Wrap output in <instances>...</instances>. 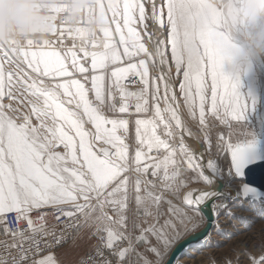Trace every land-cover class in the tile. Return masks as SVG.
<instances>
[{
	"label": "snow or ice",
	"instance_id": "snow-or-ice-1",
	"mask_svg": "<svg viewBox=\"0 0 264 264\" xmlns=\"http://www.w3.org/2000/svg\"><path fill=\"white\" fill-rule=\"evenodd\" d=\"M202 3L203 0H166L163 5L167 10L169 25L167 42L170 45L172 63L177 73L183 67V81L179 85V90L190 115L193 114V109L198 110L199 122L204 125L206 116L204 93L207 88L206 81L210 79L211 101L207 114L215 116L221 123L227 122L229 118L240 123L244 118L246 104L237 92V82L222 71L223 61L210 51L206 53V59L197 62L186 61L181 53L183 34L179 31V21L185 14L199 8ZM107 4L108 12L113 18L112 23L117 25L116 34L120 37L119 45L123 48V56L131 59L138 54L147 55L139 34L131 27L136 23L134 17L137 13L140 26L146 27L144 5L139 0H123V30L127 31L125 37L121 34L122 29L117 19L121 5L113 0H108ZM152 19L157 24L161 22L155 5ZM213 19L215 20V17ZM63 31L65 29L62 28L61 32ZM56 32L54 31L52 35ZM74 33L73 38L82 41L80 51L87 57L89 53L86 46L89 38L80 29H76ZM102 35L103 51L90 53L93 73L121 62L116 46L110 42L109 28L104 29ZM162 43L163 41H160L157 44L155 57L160 64H165L160 47ZM91 47L96 49L99 45L92 43ZM25 48L29 50H24ZM33 48L36 50H31ZM45 48L49 50H44ZM68 58L75 71L83 75L86 69L79 66L74 51L69 50L62 57L59 52L50 48L47 40L43 42L28 40L19 47L14 44L0 45V224L5 222L4 216L14 213L17 223L23 220L28 225L27 235L19 229L10 231L5 227L4 235L10 236L11 240L0 241V245H3L5 253L16 251L11 264H26L32 253L39 255L41 239L46 236H51L55 244L59 245L66 239L63 233L56 234L46 229L43 216L36 222L29 218L33 210L53 208L68 221L63 225L66 230L93 229L92 235L100 236L103 241L101 247L113 252L118 260L123 262L135 251V247L132 238L124 235L113 225H119L120 229L125 228L127 220L125 213L129 210V202L134 201L135 220H143L145 225L141 228L139 224L133 223L134 229L139 231V235L135 237V244L146 245V250L156 258L153 264H163L170 247L181 236L177 226L179 225L184 232L195 231L199 226L182 208L164 200L163 196L155 191L156 185L146 179L151 169L152 177L161 179L164 184L163 191L176 198H179L180 189L186 187L182 180L177 182L180 168L174 158V150L169 147L166 140L157 135L158 127L165 129V137L171 135L170 123L164 118L165 114L170 116L177 129L182 128L180 117L174 107L176 97L172 94L170 85L164 82L163 75L160 86L153 81L151 95L154 118L135 120L138 150L130 158L126 144L128 121L108 119L101 110L105 105L103 75L93 74L91 77L90 91L94 101L89 99V90L78 79L52 83L51 86L40 79L41 70L42 76L49 80L72 77L73 72L66 67ZM5 64L12 65V70L6 71ZM21 65H26L31 73L36 74L35 77ZM132 73L139 77L140 83L144 85V91L136 94L121 91V101L127 97H134L137 101L135 111L146 112L149 74L145 61L141 59L139 64L130 63L127 67H117L111 72V77L115 78L114 86L119 90L121 82ZM109 83L111 85V81ZM161 87L164 90L163 112L157 106L160 102L158 92ZM108 91V107L112 110L114 106L111 104V87ZM4 99H8L10 103L5 105ZM13 104L16 107H13ZM21 108H24L27 114L22 112ZM128 108L127 103H122L118 111L123 114ZM33 118L35 125L32 123ZM87 125H90V129ZM119 132H123L124 135H119ZM220 140L224 141L230 157V174H234L241 182L234 196L224 198L247 200L251 203L264 200V189L244 182L245 168L247 170L251 168H248L242 159V148L234 147L233 143L225 141L224 137H220ZM160 150L167 153L163 160L148 155ZM185 152L181 144V155ZM146 156L151 163L145 162ZM184 163L189 170L198 173L203 183L208 186L213 184V180L200 170L197 159L191 153L187 154ZM207 169L216 175L217 169L213 162L207 164ZM130 172L135 175L130 176ZM220 196L221 194L216 191L199 194L190 191L183 196L182 204L199 213L201 206L208 200ZM162 202L168 204V218L160 223L163 216L160 212ZM219 207L226 208L227 205ZM109 209L115 214V220L108 215ZM216 214L214 208L213 215ZM61 215L56 216V219L60 220ZM149 219L152 220L151 223H148ZM189 224L192 225L191 229L187 227ZM149 238L156 241V247L149 244ZM125 240L128 241V247L116 252V246ZM96 255H101L99 249ZM136 255L144 259L140 253ZM0 264L9 262L6 257L0 256ZM34 264H55V259L48 255ZM81 264L86 262L82 261ZM144 264L150 262L144 260ZM250 264H264V256L259 259L250 257Z\"/></svg>",
	"mask_w": 264,
	"mask_h": 264
},
{
	"label": "rangeland",
	"instance_id": "rangeland-1",
	"mask_svg": "<svg viewBox=\"0 0 264 264\" xmlns=\"http://www.w3.org/2000/svg\"><path fill=\"white\" fill-rule=\"evenodd\" d=\"M148 0H139L141 4L145 7V21L144 24L146 27H141L139 23V15L138 13L135 15L134 19L136 23L131 25L133 29L139 34V39L141 43L144 44L145 49L147 50V55L145 54H138L135 57H132L131 59H127L129 62H132L134 64H139V61L143 59L148 67L153 72L152 75H148V81L149 84V94H148V110L146 112H142L140 114L130 115L129 113H119L118 111V104L121 100L120 98V91L115 88V78L111 77V72L114 71V68L121 65L123 63V48L119 45V35L116 34V24L114 25L112 23V16L111 13H107L108 22H109V31L111 35L110 42L113 43L118 53L121 56V62L119 65H108L104 69H98L96 73L92 72L91 69V55L90 53L93 51H103V41L104 37L102 33L98 34V38L95 40L88 39V44L86 46V51L89 53L87 57H85L84 53L80 51V48L83 46L82 41L79 39H74L75 36L74 31H63L61 32L62 28H59L55 35H51L47 38V41L50 43V48L53 50H56L61 54L62 57H64L65 53L69 50H72L76 53L77 60L79 61V66L85 67L86 71L82 75L79 72L75 71L71 64L70 58L66 60V67L70 72H73V76L70 78H58L56 80H49L47 77L42 76V70H41V77L46 84L51 86L52 83L56 82H67L70 79H78L81 83L84 84L85 88L89 90V99L94 101V96L92 95L90 89H91V77L93 74L96 75H103L105 77V80L103 82V89H104V96H105V105L101 108L102 112L104 113L105 117L108 119H127L128 126H127V137H126V144L128 145V154L129 157L132 158L135 154V151L138 150V144L136 142V125L135 120L136 119H153L154 118V110H153V100H152V83L153 81L156 83L157 86H160L161 84V78L158 74L159 69V63L158 60L155 57V51L153 49V41L154 37L152 35L151 26L153 24L152 16L150 14V10L148 9ZM105 4H107L108 0H104ZM113 2L119 3L121 5L120 14L117 17L119 21V26L122 29V35L127 37V31L123 30V0H113ZM166 0H162V23L161 27L164 29L166 33V44L167 47L165 49L166 52V65L168 66L171 75L174 78L176 90H177V96L180 101H182L183 109H185L184 113L186 114V121H187V127L192 132V134H195L198 139H200V143L202 145H205V140L207 139V143L209 144V150L206 152V155H210L209 158L215 159L218 155V152H220L219 161L221 166V173H222V179L224 181H228L230 178V157L227 153L226 146L224 144V141L220 140V137H224V140L233 143V146L242 143V142H254L256 137L261 135L264 132V54L258 55V56H248V57H241L234 60H226L222 64V71L227 75L230 79L237 82V92L239 95L243 98L246 104V110L244 112V118L240 123H236L235 121H231L230 118L225 123H221L220 120H217L215 116L208 115L207 110L210 105L211 101V81L208 79L206 81L207 88L205 89V98L206 103L204 105V110L206 113L205 116V124L201 125L199 122V113L198 110L193 109V114L190 115L188 108L185 107V102L182 99V94L179 90V85L183 81V67L181 68V71L179 73L176 72L175 65L172 63L171 59V50L170 45L167 42V35L169 30V25L167 22V10L163 7ZM113 41V42H112ZM54 42V43H53ZM92 43H97L99 45L98 48L93 49L91 47ZM131 48V46H129ZM24 50H29L25 48ZM31 50H36V48H33ZM44 50H49V48H45ZM121 52V53H120ZM151 57V59L149 58ZM17 63H19L17 61ZM6 71L12 70V65L5 64L4 65ZM22 68L29 71V74L35 77V73H31L29 69H27L26 65H21ZM110 71V72H109ZM134 74V73H132ZM129 74V75H132ZM111 77V78H110ZM111 81V85L109 83ZM111 87V95L112 100L111 104L114 106L112 110H109L108 107V97H109V88ZM193 95H195V88L192 89ZM62 95V94H61ZM158 99L160 102L158 103V107L163 112L164 109V103H163V91L162 87L160 88V91L158 92ZM3 103L5 105H8L10 101L8 99H4ZM13 107H16L15 104L12 105ZM118 108V109H116ZM22 112H25L24 108H21ZM164 118L166 119V116L164 115ZM170 123L169 131L171 133L170 136L165 137L164 136V129L163 127H158L157 129V135L160 136L161 139L166 140L168 144H170V148L175 145L180 147L181 144H183L186 152L189 153V150L186 146V144L180 140L174 142L175 137L177 136L180 138V134L178 129L175 127V124L172 123L170 119H166ZM33 125H35V119L32 120ZM172 123V124H171ZM90 126V125H89ZM172 126V127H171ZM120 134V132L118 133ZM177 134V135H176ZM182 141V142H181ZM130 145H129V143ZM177 143V144H175ZM133 150V151H132ZM147 150V149H146ZM221 150V151H220ZM62 151V150H61ZM162 153L164 152L165 155L167 153L164 150H160ZM175 153V152H174ZM133 155V156H132ZM149 155V153H148ZM175 160L177 162L178 167L180 168V176L178 178L179 182L182 180L186 187H193L197 184H203V182L199 179V175L197 172H192V170H184L182 168L181 163L179 162L176 153H175ZM197 161L200 164V159L197 157ZM181 165V166H180ZM129 173L130 176L135 175ZM143 179V178H142ZM234 181V180H233ZM197 182V183H196ZM232 182V180H231ZM156 186L155 191L159 192L164 200L171 201L173 205L176 207L182 208L188 216L193 218V221L195 224L199 225L197 228L198 230L203 227L205 224L204 216L201 212L196 213L192 209L185 207L182 204L183 196L186 194L185 187H182L179 191L178 197L176 198L172 196L170 193L163 191L162 188H164V184ZM223 189V188H222ZM230 189V187H229ZM239 189L237 185L232 187V190H229L228 192L231 193V195H235L236 191ZM163 191V192H161ZM170 194V195H169ZM230 195V196H231ZM168 196V197H167ZM176 199V200H175ZM179 200V202H178ZM132 203V204H131ZM130 204L133 207V210L135 209L134 201H130L128 206ZM231 206H234L232 208H229L221 212L219 215L223 217H226L227 224L224 223L221 219L218 220L214 225L212 230L210 231L209 235L206 237V239L202 242V250H200L201 247H195L194 251L191 250L186 251L183 256L179 258V260L176 261L175 264H250V257L259 259L261 256H264V227L260 229H256V232H253V237L250 239H246L244 237L239 238L243 233L249 232L255 224H257L261 219L260 218H251L250 220L246 217L244 214L245 211L247 212H255L253 208H256V205L261 204V202L257 203H245L240 202L239 199H235L232 201ZM250 204V205H249ZM253 204V205H251ZM256 204V205H254ZM263 204V203H262ZM251 206L253 208H251ZM160 212L163 213V216L161 217L160 223H163V220L168 218V204L167 203H161L160 205ZM249 207V208H248ZM129 209V207H128ZM232 209V210H231ZM242 210V211H241ZM233 211V212H232ZM230 212V213H229ZM236 212V213H234ZM109 216H112L113 220L116 219L115 214L109 209L107 211ZM129 210L125 213L128 223L127 229H129V216H128ZM229 214V215H228ZM239 214V215H238ZM228 215V217H227ZM243 215L245 217H243ZM238 218V219H237ZM134 219V218H133ZM204 219V220H203ZM242 219V220H241ZM245 219V221H243ZM238 222H237V221ZM249 220V221H248ZM263 220V219H262ZM261 220V221H262ZM221 223H220V222ZM139 224L140 227H144V221L140 220H133L132 221V233H133V244L135 247V251L131 253V257L129 259H126L125 264H144V260H147L150 262V264H153L155 261V256L146 250V245L143 243L136 245L135 244V237L139 235V231L134 229L133 223ZM149 223L152 222L151 219L148 221ZM197 222V223H196ZM224 224H223V223ZM237 222V223H236ZM245 222V223H244ZM217 224V225H216ZM221 224V225H219ZM223 224V225H222ZM245 224V225H244ZM228 226V227H227ZM238 226V227H237ZM240 226H244L242 229H240ZM113 227L117 228L121 231L119 228V225H113ZM188 229L192 228V225H187ZM190 227V228H189ZM218 227V228H217ZM220 227V228H219ZM195 229V231L197 230ZM179 229V225L177 226V230ZM240 230V231H239ZM93 229L88 228H82L75 232L73 238L70 242H74L76 238L81 237L82 240L80 241L81 247H88L90 244L91 246L94 245V235H92ZM227 231V232H224ZM191 233L193 231L189 230L187 233ZM220 232V233H218ZM238 233V234H237ZM242 233V234H241ZM255 233V234H254ZM213 236V237H212ZM222 236V237H221ZM210 237V238H209ZM220 237V239H219ZM212 238V239H211ZM216 239V240H215ZM224 239V240H223ZM207 240V241H206ZM220 240V241H219ZM210 241V242H209ZM212 242V243H211ZM93 244V245H92ZM149 244H151L153 247H156V241L152 238H149ZM174 244V243H173ZM204 244V245H203ZM173 246V245H172ZM171 246V247H172ZM170 247V249H171ZM208 248V250H207ZM169 249V251H170ZM213 252H212V251ZM168 251V253H169ZM201 251V252H200ZM205 251V252H204ZM211 251V252H210ZM136 253H140L141 256L144 258L143 260L136 255ZM205 255H204V254ZM198 254V255H197ZM199 254H202L201 256ZM168 254L164 257V260ZM183 257V258H182ZM186 258L185 260H183Z\"/></svg>",
	"mask_w": 264,
	"mask_h": 264
},
{
	"label": "clouds",
	"instance_id": "clouds-1",
	"mask_svg": "<svg viewBox=\"0 0 264 264\" xmlns=\"http://www.w3.org/2000/svg\"><path fill=\"white\" fill-rule=\"evenodd\" d=\"M107 13L104 0H0V45L43 42L59 28L97 39L109 27ZM178 27L186 61L209 51L223 62L264 54V0H203Z\"/></svg>",
	"mask_w": 264,
	"mask_h": 264
},
{
	"label": "bare ground",
	"instance_id": "bare-ground-1",
	"mask_svg": "<svg viewBox=\"0 0 264 264\" xmlns=\"http://www.w3.org/2000/svg\"><path fill=\"white\" fill-rule=\"evenodd\" d=\"M147 4H148V9L150 10V14H151V16L153 15V5H155V7H156V9H157V11H158V14L160 15V18H161V22L159 23V24H157V23H155L154 21H153V24H152V26H151V30H152V35H153V37H154V41H153V49H154V51L156 52V46H157V44H159V42L160 41H163V43L162 44H160V47H161V50H162V52H163V54H164V58L166 57V52H165V49H166V47H167V44H166V33H165V31H164V29L161 27V23H162V0H148L147 1ZM153 20V19H152ZM115 25V24H114ZM113 42V41H112ZM121 53V52H120ZM121 57V56H120ZM128 58H125L124 56H123V63L121 64V65H119V66H117V67H127L130 63H132V62H129L128 60H127ZM158 63H159V61H158ZM145 65H146V68H147V70H148V74L149 75H152L153 74V72L151 71V69L148 67V65H147V63L145 62ZM117 67H115L114 68V70H116V68ZM110 72V71H109ZM158 74L160 75V77L159 78H161V76L163 75L164 76V82L165 83H168L169 85H170V88H171V91H172V94L173 95H175V97H176V100H175V104H174V107L176 108V111L178 112V115H179V117H180V120H181V125H182V128L181 129H178V131H179V134H180V138H178L177 136L175 137V139H174V142H177V141H179L178 142V144L180 143V140H182L185 144H186V146H187V148H188V150H189V153H191L196 159H197V157L200 159V164H199V167H200V170L203 172V174L205 175V176H207L209 179H211V180H213V184L211 185V186H208V185H206L205 183H203V184H197V185H195V186H191V187H185V191H188V192H190V191H194L196 194H199V193H201V192H209V191H216V186L218 185V183L219 182H223V179H222V173H221V166H220V161H219V156H220V152H218V155H217V157L214 159H211V158H209L210 157V155H206V152L209 150V144L208 143H206V141H207V139L205 140V145H202L199 141H200V139H198V137L195 135V134H192V132H190V130L188 129V127H187V119H186V114L184 113V111H185V109H183V105L181 104L182 103V101H180V99H178V96H177V90H176V86H175V82H174V78H173V76L171 75V73H170V70H169V68H168V66L166 65V62H165V64H160L159 63V69H158ZM111 78V77H110ZM115 80V79H114ZM121 84H122V87H121V91H123V92H127V93H133V94H136V93H141V92H143L144 91V85H142L141 83H140V79H139V77H137V76H135V74H132V75H128L127 76V78H126V80H124V81H122L121 82ZM150 84V82L148 81V85ZM119 91H120V89H119ZM120 91V92H121ZM162 91H163V96H164V90H163V88H162ZM148 94H149V86H148V90H147V99H148ZM169 102L171 103V97H169ZM122 103H127L128 105H129V108H128V110H127V113H129L130 115H135V114H140V113H137L136 111H135V104L137 103V101H136V99L134 98V97H127L124 101H119V104H118V108H120L121 107V105H122ZM118 108H116V109H118ZM147 110H148V105H147ZM142 113V112H141ZM165 116H166V119H170L171 120V118H170V116H168L167 114H165ZM117 120H119V119H117ZM124 120H125V118H124ZM127 120V119H126ZM172 123H174V122H172ZM171 123V124H172ZM175 124V123H174ZM87 127L90 129V126L89 125H87ZM172 127V126H171ZM165 130V129H164ZM119 135H121V136H123L124 135V133L123 132H120V134ZM177 135V134H176ZM264 137V132L261 134V135H259L258 137H256V139H255V141L254 142H242V143H240V144H238V145H236V146H239V147H241V148H244L245 146L246 147H249V148H253V147H257V146H259V143H258V138H263ZM181 141V142H182ZM225 141H226V139H225ZM208 142V141H207ZM129 143V142H128ZM175 144H177V143H175ZM129 145H130V143H129ZM170 145V144H169ZM128 146V145H127ZM171 146V145H170ZM169 146V147H170ZM235 146V147H236ZM171 149H173L174 150V152L176 153V156H177V158H178V160H179V162L181 163V165H182V168L184 169V170H189L188 169V167H187V165L184 163V160L187 158V153H185L184 155H181V153H180V147H178V146H176L175 147V145L174 146H172L171 147ZM133 151V150H132ZM145 151H147L146 149H145ZM221 151V150H220ZM129 153V152H128ZM149 155L150 156H153V157H155L156 159H158V160H163V158L166 156L165 155V153L163 152L159 157H157V155H156V151H153V152H151V153H149ZM133 156V155H132ZM145 162L146 163H151V161H148L147 160V156L145 157ZM198 162V161H197ZM209 162H213L215 165H216V169H217V172H216V175H213V173L212 172H210L208 169H207V164L209 163ZM179 165V164H178ZM180 165V166H181ZM151 170V169H150ZM149 170V172L151 173V171ZM169 171H171V168L169 169ZM193 172V171H192ZM130 173H132V172H130ZM194 173V172H193ZM132 174H135V173H132ZM160 175L162 176L163 175V172H162V170H161V172H160ZM143 178V177H142ZM146 179H147V177H146ZM180 179V178H179ZM148 181H150L149 179H147ZM231 180H232V182H231ZM234 180V181H233ZM197 183V182H196ZM224 183V187H233V186H235V185H237L238 187H240L241 186V182H240V180H239V178H235L234 177V174H231L230 175V178H229V180L228 181H224L223 182ZM229 183V184H228ZM162 185V184H161ZM227 190H229V188L227 189ZM161 192H163V191H161ZM217 192V191H216ZM164 193H165V191H164ZM187 193V192H186ZM220 194L221 193H224V194H226V193H228L226 190H223L222 189V191L221 192H219ZM160 194V193H159ZM170 195V194H169ZM222 195V194H221ZM168 197V196H167ZM165 198V197H164ZM220 200V197H215V198H213V199H211V201H212V204H213V207H212V209H214L215 208V211H216V209H217V203H218V201ZM176 200V199H175ZM240 200V202H245L246 204L249 202V201H247V200H241V199H239ZM178 202H179V200H178ZM261 202V204H259V205H256V204H254V205H256V208H253L252 206H251V208H253V210L255 211V212H247L246 213V211H245V215H246V217L250 220L251 218H260L261 220L257 223V224H255V226L253 227L254 229H252L251 231H249V232H246V233H241L242 235L240 236V237H238V239L239 238H242V237H244V238H246V239H250L251 237H253V232H256V229H260V228H262V227H264V200H261V201H259V203ZM164 203V202H163ZM249 203H251V202H249ZM258 203V202H257ZM263 203V204H262ZM250 205V204H249ZM251 205H253V204H251ZM65 207H67V206H65ZM232 207H234V206H229V208H232ZM249 208V207H248ZM44 209H46V208H44ZM232 210V209H231ZM108 211V210H107ZM242 211V210H241ZM200 212V211H199ZM233 212V211H232ZM217 213V212H216ZM230 213V212H229ZM234 213H236V212H234ZM141 215H142V213H141ZM229 215V214H228ZM228 215H227V217H228ZM239 215V214H238ZM243 217H245L244 215H243ZM166 218V217H165ZM229 218V217H228ZM222 220V221H224V223H226L227 222V220H226V217H223V215L221 216L220 215V217H219V215L218 214H216L215 215V220H214V224L218 221V220ZM238 219V218H237ZM204 220V219H203ZM242 220V219H241ZM248 220V221H249ZM141 221V220H140ZM143 221V220H142ZM149 221V220H148ZM237 221V220H236ZM243 221H245V219H243ZM220 222V221H219ZM238 222V221H237ZM236 222V223H237ZM246 222V221H245ZM244 222V223H245ZM149 223V222H148ZM197 223V222H196ZM221 223V222H220ZM223 223V222H222ZM223 223V224H224ZM222 224V225H223ZM227 224V223H226ZM217 225V224H216ZM219 225H221V224H219ZM245 225V224H244ZM145 226V225H144ZM127 227V224H125V228ZM228 227V226H227ZM238 227V226H237ZM244 226H240L239 228L240 229H242ZM190 228V227H189ZM218 228V227H217ZM220 228V227H219ZM198 229V228H197ZM122 231L124 230V229H121ZM240 231V230H239ZM224 232H227V231H224ZM218 233H220V232H218ZM238 234V233H237ZM255 234V233H254ZM209 235V234H208ZM213 237V236H212ZM222 237V236H221ZM208 238V237H207ZM210 238V237H209ZM206 239V238H205ZM204 239V240H205ZM212 239V238H211ZM219 239H220V237H219ZM216 240V239H215ZM224 240V239H223ZM207 241V240H206ZM220 241V240H219ZM205 242V241H204ZM210 242V241H209ZM206 243V242H205ZM212 243V242H211ZM204 245V244H203ZM199 246V245H198ZM204 248V247H203ZM207 250H208V248H207ZM264 250V249H263ZM194 250H192V252H193ZM212 251V250H211ZM210 251V252H211ZM190 252V251H189ZM201 252V251H200ZM205 252V251H204ZM213 252V251H212ZM204 254V253H203ZM198 255V254H197ZM200 256L202 255V254H199ZM205 255V254H204ZM183 258V257H182ZM186 258H184L183 260H185ZM178 260H179V258H178ZM180 261V260H179ZM181 262V261H180Z\"/></svg>",
	"mask_w": 264,
	"mask_h": 264
},
{
	"label": "built area",
	"instance_id": "built-area-1",
	"mask_svg": "<svg viewBox=\"0 0 264 264\" xmlns=\"http://www.w3.org/2000/svg\"><path fill=\"white\" fill-rule=\"evenodd\" d=\"M161 154H162L161 151H156L157 157H159ZM146 177L151 182H153L156 186H159L162 183L161 179L153 178L150 172L147 174ZM228 188L229 187L223 186V190H226L227 192L229 190H232V187L229 190H227ZM157 193H159V192H157ZM221 194L222 195L220 196V200L218 199L219 201L216 204L217 205V209H216L217 214H220L221 212L226 211L228 209V207L230 205H232L231 204L232 201L235 200V199H230V198L229 199L224 198L225 196H229V197L233 196L229 192L226 194H224V193H221ZM131 204H130V206H128L129 207V213H128L129 229H127V227H126V228H124L123 231L122 230L121 231L124 233V235L130 236L133 240L132 221L135 219L134 214L136 212V208L133 210V207ZM224 204L227 205L226 208L219 207L220 205H224ZM212 207H213V204H212ZM58 215H61V214L56 212L53 208L33 210L29 214V218L32 219L34 222L38 221L39 218L41 216H43L46 229H48L49 231H54L56 234L63 233V235L66 239H64L59 245H56L55 241L52 239L51 236L44 237L43 239H41V243L39 246L40 254L36 255L35 253H32L30 258L27 260L26 264H34V262L37 261L38 257L41 255H44V254H54L55 255L60 248L66 246L71 241V239L73 238L76 230H66L63 227V225L68 223V221L65 220L62 217V215H61V219L57 220L56 216H58ZM3 220L5 222L0 224V241H5V240L10 241L11 240L10 236L6 237L4 235V228L5 227L8 228L10 231H15L16 229H19L21 231H24L25 235H27V232H26V230L28 228L27 222L21 220L19 223H17L16 216L14 213L7 214L6 216L3 217ZM126 224L128 225L127 222H126ZM37 238L39 239V237H37ZM102 243H103V241L100 238V236H96V242H95L93 249L91 251L87 252L86 254H84L83 257H81V259L75 264H81L82 261L86 262V264H125L126 259H129L131 257V254H129L123 262H120L118 260L117 256L113 254V252L101 247ZM45 245H51V247H45ZM25 247H27V245H25ZM127 247H128V241L127 240L121 241L116 246L115 251L119 252L121 249H124ZM97 249H99L101 252L100 256L96 255ZM0 256L6 257L9 264H11L12 257L16 256V251L11 250L10 253H5L3 245H0Z\"/></svg>",
	"mask_w": 264,
	"mask_h": 264
},
{
	"label": "water",
	"instance_id": "water-1",
	"mask_svg": "<svg viewBox=\"0 0 264 264\" xmlns=\"http://www.w3.org/2000/svg\"><path fill=\"white\" fill-rule=\"evenodd\" d=\"M259 146L249 148H242L241 156L243 161L246 162L247 170L244 182L261 189H264V137L258 138ZM224 186L223 182H219L216 186V191L219 193ZM205 219V224L199 230L189 233L177 241L171 248L167 258L163 264H175L178 258L183 256L186 250L195 249L197 245L202 242L210 233L213 228L215 216L213 215L212 201L208 200L199 210Z\"/></svg>",
	"mask_w": 264,
	"mask_h": 264
},
{
	"label": "crops",
	"instance_id": "crops-1",
	"mask_svg": "<svg viewBox=\"0 0 264 264\" xmlns=\"http://www.w3.org/2000/svg\"><path fill=\"white\" fill-rule=\"evenodd\" d=\"M161 208V207H160ZM168 210V208H166ZM168 214V213H167ZM198 230V229H197ZM178 231L181 232V236L180 238L177 240L179 241L180 239H182L183 237L187 236L189 233L187 232H184L183 230H181L180 228L178 229ZM76 232V231H75ZM75 234V233H74ZM94 245H95V242H96V235H94ZM75 241L74 242H69L66 246L60 248L57 253L54 255V254H44V255H41L38 257L37 261L47 257L48 255H51L54 257L55 259V264H75L77 263L81 257H83L84 254H86L87 252L91 251L94 247L91 246V244L84 248V247H81L80 246V241L82 240L81 237H78L76 239H74ZM175 241L174 244L177 242ZM204 241V240H203ZM202 241V242H203ZM202 242H200L197 247H201L200 250H202ZM173 244V246H174ZM172 246V247H173ZM171 247V248H172ZM171 250V249H170ZM189 250H194V249H188L186 251H189ZM185 251V252H186ZM170 252V251H169ZM169 254V253H168ZM167 258V257H166ZM164 262V261H163Z\"/></svg>",
	"mask_w": 264,
	"mask_h": 264
}]
</instances>
